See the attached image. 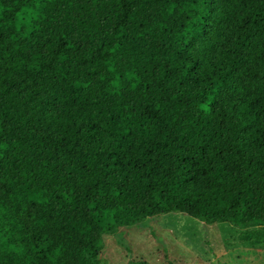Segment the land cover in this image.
<instances>
[{
	"label": "trees",
	"instance_id": "1",
	"mask_svg": "<svg viewBox=\"0 0 264 264\" xmlns=\"http://www.w3.org/2000/svg\"><path fill=\"white\" fill-rule=\"evenodd\" d=\"M167 213L264 226V0H0V264Z\"/></svg>",
	"mask_w": 264,
	"mask_h": 264
},
{
	"label": "rangeland",
	"instance_id": "2",
	"mask_svg": "<svg viewBox=\"0 0 264 264\" xmlns=\"http://www.w3.org/2000/svg\"><path fill=\"white\" fill-rule=\"evenodd\" d=\"M98 258L106 264H264V226L205 225L167 213L103 235Z\"/></svg>",
	"mask_w": 264,
	"mask_h": 264
}]
</instances>
